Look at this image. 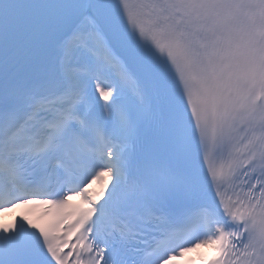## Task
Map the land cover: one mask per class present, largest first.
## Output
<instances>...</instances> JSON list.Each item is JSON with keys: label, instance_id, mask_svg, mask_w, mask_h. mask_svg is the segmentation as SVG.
<instances>
[{"label": "snow or ice", "instance_id": "snow-or-ice-1", "mask_svg": "<svg viewBox=\"0 0 264 264\" xmlns=\"http://www.w3.org/2000/svg\"><path fill=\"white\" fill-rule=\"evenodd\" d=\"M201 247L264 264V0H0V264Z\"/></svg>", "mask_w": 264, "mask_h": 264}, {"label": "bare ground", "instance_id": "bare-ground-1", "mask_svg": "<svg viewBox=\"0 0 264 264\" xmlns=\"http://www.w3.org/2000/svg\"><path fill=\"white\" fill-rule=\"evenodd\" d=\"M204 249L206 252H205V254L202 255V257H203L202 260H205L207 257H209L211 254L214 253V250L211 247H204ZM189 252H193L198 256L200 249H194V250H191Z\"/></svg>", "mask_w": 264, "mask_h": 264}]
</instances>
